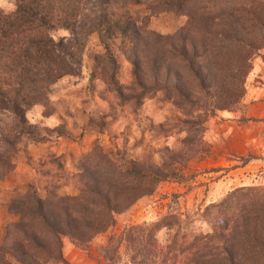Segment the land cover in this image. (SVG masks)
<instances>
[{
  "label": "trees",
  "instance_id": "1",
  "mask_svg": "<svg viewBox=\"0 0 264 264\" xmlns=\"http://www.w3.org/2000/svg\"><path fill=\"white\" fill-rule=\"evenodd\" d=\"M11 1V11L0 9V179L13 169L22 138L41 140L25 113L37 104L44 109L50 86L78 74L90 34L103 50L93 66L102 81L116 84L106 69L116 67L119 49L138 87L133 101L157 94L181 117L180 147H161L157 162L149 153L126 158L95 139L71 173L58 157L41 160V192L32 183L13 189L6 209L14 220L0 227V264H69L62 237L87 250L114 225L115 214L159 182L182 180L176 163L202 151L207 118L240 103L251 60L264 47V0ZM161 12L184 16V22L171 33L150 29L148 18ZM58 30L66 35L54 37ZM64 178L70 193L58 192ZM198 215L205 232L178 229L171 213L122 227L97 247L99 262L118 264L121 247L122 264H264V184L235 187ZM162 227L169 233L161 243L156 233Z\"/></svg>",
  "mask_w": 264,
  "mask_h": 264
},
{
  "label": "rangeland",
  "instance_id": "2",
  "mask_svg": "<svg viewBox=\"0 0 264 264\" xmlns=\"http://www.w3.org/2000/svg\"><path fill=\"white\" fill-rule=\"evenodd\" d=\"M0 9L11 11L13 2L0 0ZM183 22L184 16L161 12L150 15L147 25L157 32L171 33ZM62 35H66L65 31L53 33L54 37ZM113 44L117 47L120 40ZM102 51L96 35L90 34L81 51L78 74L64 76L50 86L44 109L37 104L25 113L27 121L36 126L35 134L41 140L22 138L13 158V169L0 179V227L14 220L6 209L13 189L21 190L32 183L42 191L38 165L47 155L60 158L65 171L71 173L95 139L103 149L115 146L126 158L149 153L156 162L161 147L172 150L180 147L181 117L170 101L155 94L135 103L130 96L138 87L131 65L127 54L116 48V67L106 69L114 72L116 84L106 83V77L102 81L100 68L93 67L95 56ZM252 67H264V47L251 60L244 94L237 107L216 110L208 117L202 135V151L185 164L176 163L182 180L159 182L151 194L115 214L114 225L96 235L87 250L62 237V256L69 264H101L97 247L105 244L110 234L117 235L122 227L155 221L166 213L178 217V229L205 232L208 226L198 215L203 206L217 201L235 187L264 184V72L253 78L250 76ZM170 81H174L173 77ZM249 83L254 88L249 87ZM247 87L252 91L247 92ZM43 112L50 113L44 115ZM44 117L50 125L44 124ZM69 181L68 178L61 181L64 185L58 189L59 193L72 192ZM168 233L162 227L156 239L162 243ZM123 253L120 247L118 264L124 263Z\"/></svg>",
  "mask_w": 264,
  "mask_h": 264
},
{
  "label": "crops",
  "instance_id": "3",
  "mask_svg": "<svg viewBox=\"0 0 264 264\" xmlns=\"http://www.w3.org/2000/svg\"><path fill=\"white\" fill-rule=\"evenodd\" d=\"M263 69H264V67H252V70L250 72V76L253 77V78L254 77H259L262 74V72H264ZM249 80H252V79L249 77ZM248 86L249 87L251 86L250 83L248 84ZM249 87H247L248 88L247 92H251L252 91V88H254L252 86H251L252 88H249ZM34 110H38V109L36 107H34ZM44 120L46 122L44 124L50 125V124H48L49 121H48V119L46 117H44Z\"/></svg>",
  "mask_w": 264,
  "mask_h": 264
}]
</instances>
